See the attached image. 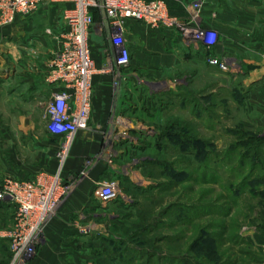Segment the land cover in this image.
I'll list each match as a JSON object with an SVG mask.
<instances>
[{"label": "rangeland", "instance_id": "obj_1", "mask_svg": "<svg viewBox=\"0 0 264 264\" xmlns=\"http://www.w3.org/2000/svg\"><path fill=\"white\" fill-rule=\"evenodd\" d=\"M63 20L64 10L55 17L38 14L22 36L0 31V161L8 159L14 143L31 141L20 127L34 123L38 137L47 130L44 103L61 88L51 82V63L59 49L52 45L57 39L49 28ZM174 76L170 73V79L130 93L128 99L135 106L128 105L112 118L121 125L118 117L123 116L128 130L121 126L120 134L106 135L110 122L95 126L108 139L103 138L88 156L82 173L65 178V164L57 162L69 193L56 212L96 160L106 157L105 166L114 172L110 179L96 180L90 206L72 215L77 235L71 245L63 246L66 257L72 256L65 264L264 261V127L249 113L238 80L222 77L220 85L216 80L220 78L202 77L187 65ZM41 77L48 85L41 97L30 99L28 84ZM174 134L192 142L177 144ZM113 139L114 146L109 145ZM14 152L22 158L33 154L21 145ZM7 179H0V188ZM98 181L116 182L117 199L108 203L98 199ZM3 203L12 209L0 208V264H10L8 234L17 226L18 206Z\"/></svg>", "mask_w": 264, "mask_h": 264}, {"label": "crops", "instance_id": "obj_2", "mask_svg": "<svg viewBox=\"0 0 264 264\" xmlns=\"http://www.w3.org/2000/svg\"><path fill=\"white\" fill-rule=\"evenodd\" d=\"M162 1L166 4L169 14L186 23L189 31L182 34L176 29L165 27L155 30L139 21L127 20L125 35L132 49V66L124 71L128 75V80L121 81L115 86L109 71L94 76L91 113L94 126L77 133L64 166L65 178L69 174L82 173L88 156L97 151L103 138L108 139V136L102 137L103 131L96 128V125L110 122L111 128L106 135H112L114 131L115 134H120L121 125L112 118L115 112H123L132 104L133 101L128 99L129 95L145 84L151 85L170 79L167 78L170 73L176 77L185 65L199 71L202 77L220 78L216 79L217 82H220L222 77L238 80L242 92L245 93L249 113L253 115L255 123L264 127V0H201L198 14L190 8L196 0ZM63 10L64 7L59 4L47 3L33 15L17 19L0 31L8 36H22L38 14L43 17H55ZM94 19L95 26L90 34V43L96 65L101 68L105 64L106 51L115 48L112 44L113 28L101 7L94 10ZM61 23L49 28L57 39L51 40L52 45L58 49L61 46V39L58 36L66 29L65 21ZM199 28H208L217 33V42L212 49L202 44L194 45L189 39ZM210 55L230 57L234 65L241 67L242 72L238 75L222 72L208 62L207 58ZM133 73L143 74L145 79L141 80L139 76L135 78L131 75ZM47 85L46 77L31 80L26 94L30 99H37L38 96L41 97L43 87ZM32 125L27 129L25 126L20 127L21 132L31 136V141L14 143L8 159H1L0 179L6 176L17 180H35L44 174L58 173L59 139L54 138L47 130L43 137L34 135L32 130L34 123ZM114 139L109 145L114 146ZM19 145L33 154L22 158L14 152ZM106 159L105 157L96 160L89 166L86 174L77 180L70 196L47 223L39 252L28 264H65L67 260L68 262L72 260V256L66 257L63 248L65 245H71L77 235L71 217L90 206L91 188L100 176L106 179L113 177L112 168L107 169L105 166ZM1 204L4 205L3 202ZM1 204L0 208L4 207L7 210L11 208L9 205Z\"/></svg>", "mask_w": 264, "mask_h": 264}, {"label": "built area", "instance_id": "obj_3", "mask_svg": "<svg viewBox=\"0 0 264 264\" xmlns=\"http://www.w3.org/2000/svg\"><path fill=\"white\" fill-rule=\"evenodd\" d=\"M47 3L59 4L65 11L66 29L60 34L61 46L51 63L54 69L51 82L60 83L61 88L44 103L42 115L49 134L60 141L57 157L63 165L77 133L90 126L94 76L109 71L115 86L128 80L124 71L132 66V49L125 35L127 20L139 21L155 30L162 27L176 29L182 34L187 33L189 27L171 16L162 0H0V26L29 17ZM100 7L112 25L115 47L106 51L105 64L101 68L96 65L90 43L95 26L94 10ZM200 7L201 0L190 6L195 14L199 13ZM217 38L213 30L199 28L189 39L194 45L202 44L212 49ZM207 60L223 72L233 75L242 72L230 57L210 55ZM131 75L138 78L136 73ZM121 119L123 116L118 117V123L128 130L129 125L122 123ZM64 182L58 173L44 174L35 180L9 178L0 188V203L10 202L18 206L17 226L8 234L12 254L10 264H27L36 255L41 233L56 214L61 198L69 193ZM96 187L97 198L105 203L116 200L120 194L116 182L98 181ZM257 264H264V261Z\"/></svg>", "mask_w": 264, "mask_h": 264}, {"label": "trees", "instance_id": "obj_4", "mask_svg": "<svg viewBox=\"0 0 264 264\" xmlns=\"http://www.w3.org/2000/svg\"><path fill=\"white\" fill-rule=\"evenodd\" d=\"M174 136L175 138H177V140L175 139V141H177V144L179 142L180 144H186L188 141L192 142V140L189 137H186L185 135L174 134ZM173 176H176L178 178V174H174ZM165 187L168 188L167 185H165ZM138 189H142V188H138ZM247 244H249V242H247Z\"/></svg>", "mask_w": 264, "mask_h": 264}]
</instances>
